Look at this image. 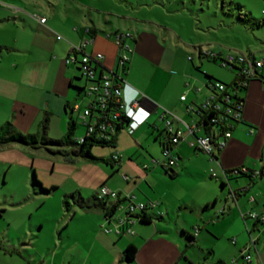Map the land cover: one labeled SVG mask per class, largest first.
<instances>
[{
  "label": "crops",
  "instance_id": "0c3cea01",
  "mask_svg": "<svg viewBox=\"0 0 264 264\" xmlns=\"http://www.w3.org/2000/svg\"><path fill=\"white\" fill-rule=\"evenodd\" d=\"M140 5L153 6L149 3ZM74 7L75 11L82 10L79 6ZM83 17L86 20V16ZM47 22L46 18L45 23L38 24L48 28ZM105 22L108 20L104 19ZM131 23L129 31L111 26L114 34L116 31L131 34L128 42L132 50L124 69L116 65L117 46L111 32L96 24L91 16L78 25L93 33L85 51L103 55L101 61L93 63L97 67L96 74L113 71L125 83L138 89L140 105L150 112L149 118L134 131L125 124L117 134L115 146L92 148V153L107 158V163L91 162L81 156H72V160L67 161L59 153L31 147L45 150L46 155L39 151L44 156L38 158L34 168L40 183L48 190L63 185L66 198L73 193V201L81 198L86 203L83 208L74 203L76 206L65 225L66 231L59 235L52 250L53 256H57L61 248L62 260L54 264H200V259L195 260L188 252L191 246L206 249L209 255L204 259L209 264L218 261L229 264L248 245L251 264H264V222L249 216V212L264 213V65L260 75L247 80L245 88L237 92L243 98L241 120L232 121L231 136L226 144L214 148L210 156L191 145L193 135L186 133L172 146L171 152L177 156L176 164L165 170L161 166V150L167 137L160 117L163 109L177 117L172 121L174 127L185 130V123L197 122L203 114L199 108L211 95L207 84L214 79L225 83L238 81V72L229 68V74L214 73L212 68H206L205 61L217 63L218 59L208 58L200 51L222 54L216 43L213 48L209 46L204 50L200 40H185L171 27L152 19H132ZM82 35L87 36L86 33ZM67 37L64 43L58 41L62 37L57 39V46L51 53L54 65H60L57 79L42 83L38 69L28 73L29 80L25 84L26 69L22 67L20 76L1 80V84L13 86L12 100L22 101L36 111L28 124L24 119L25 116L28 118L27 111L21 110L18 122L12 124L16 130L23 133L25 129L33 128V133H41V121L46 118V135L54 138L65 134L71 118L80 125L78 114L86 107L89 97L85 95L88 101L84 98L78 101L84 91L76 89L80 87L75 81L79 74L77 64L65 62L64 66L62 63L70 46L78 40ZM145 37L149 38L147 43H144ZM235 52L258 57L249 49ZM189 55L191 59H188ZM260 55L264 56V50ZM182 94L184 100L180 99ZM191 106L193 110L189 109ZM205 133L203 128L197 132L199 135ZM25 146L29 147L17 143L0 146V160L31 165L34 161L26 156ZM242 166L250 171L257 170L258 174L250 177L230 173ZM45 172L55 175L47 177ZM100 185L122 195L133 194L136 201L153 203L145 210L151 215L149 222L134 218L129 224L133 234L105 233L100 227L105 217L95 200V191ZM246 185L247 189L240 190ZM115 215H121V212L116 211ZM20 226L16 224L13 228L16 241L10 236L9 224L3 229L6 236H0V264L9 258L14 263L18 258L16 255L21 263L15 264H24V260L34 264L38 252L31 251L29 245L32 243L26 240V229ZM128 245L136 248L131 260L122 256Z\"/></svg>",
  "mask_w": 264,
  "mask_h": 264
},
{
  "label": "rangeland",
  "instance_id": "374dc122",
  "mask_svg": "<svg viewBox=\"0 0 264 264\" xmlns=\"http://www.w3.org/2000/svg\"><path fill=\"white\" fill-rule=\"evenodd\" d=\"M143 3L153 6L140 5ZM74 6H79L82 10L75 11ZM262 9L264 0H0V127L7 122H18V115L23 109L27 111L28 118L25 116L24 121L28 124L36 114L34 107L25 105L22 101L12 100L15 92L13 86L1 82L9 77L20 76L22 67L26 69L25 84L29 80L28 73H35L38 69L42 83L47 84L57 79L60 65H54L51 53L58 41L64 43L68 39L67 36L78 39L73 45L79 44L85 37L82 35L85 33L84 29L80 26L89 16L96 24L111 32L113 37L111 26L129 31L132 29V19H152L171 27L185 40H200L204 50L216 43V48H219L222 54L246 52L249 49L261 57L260 54L264 50ZM40 15L47 18L49 29L38 24L36 16ZM104 19L108 22L104 23ZM132 33L134 34V31ZM160 33L164 34V31ZM57 34L62 37L61 40L56 41ZM148 39L145 37L144 43H147ZM63 60L65 66V58ZM205 64L206 68H212L210 70H214V73L222 71L229 74L231 71L229 67H223L219 60L217 63L205 61ZM13 65L16 67H12ZM78 77L79 74L75 81L81 87L84 80ZM85 95L81 93L78 101L81 102L83 98L88 101L89 96ZM27 130L25 129L23 134L35 132L33 128ZM81 131L84 133L85 128L78 124L73 138H80ZM24 148L28 152L26 156L34 161L31 165L18 161L3 163L0 160V236H6L3 229L8 224L10 236H14V226L21 225V228L26 229V240L32 243L29 248L38 252L34 264H54L55 261L59 263L62 260L59 255L61 248L58 249L57 256H53L52 250L54 244L58 243L59 235L65 233V225L76 205L72 197L66 198L63 185L52 187L50 190L42 185L45 189L42 190L31 181L32 170L36 175L34 168L38 158H43L41 156L46 154L43 149L33 150L30 146ZM39 151L43 154H39ZM44 174L47 177L55 175L49 172ZM38 181L40 182L39 179ZM64 199L68 200L69 209L65 208ZM14 238L16 241L15 236ZM188 249L191 257L200 259V264L204 261V264H209L208 260L204 259L209 255L206 249L203 251L196 246ZM16 257L20 258L19 255ZM18 258L14 263L9 258L3 264H15L17 261L21 263ZM27 263L24 260V264Z\"/></svg>",
  "mask_w": 264,
  "mask_h": 264
},
{
  "label": "built area",
  "instance_id": "2783aa9c",
  "mask_svg": "<svg viewBox=\"0 0 264 264\" xmlns=\"http://www.w3.org/2000/svg\"><path fill=\"white\" fill-rule=\"evenodd\" d=\"M262 14L264 15V9L262 10ZM36 17L40 23H45L46 18L44 16ZM84 32L87 36L82 38L79 44H72L69 53L65 58L66 63H76L81 76L87 79L84 86V93L89 96V102L83 111L78 114V120L85 127L84 134L92 131L95 124V121L92 120L94 117L90 116L92 115L91 109L95 107L96 103H99L100 108H103L104 103L109 97H111L116 104V108L111 114L110 119L106 121V124L101 122L102 127L108 128L110 126V121L125 116L128 119L126 124L129 128L131 121L126 116L123 108L124 101L122 93L125 82L113 71L107 74H101L100 77H98L93 63L101 61L103 55L100 52L89 53L85 51L87 45L92 41V36H90L87 28L84 29ZM114 37L117 46L116 65L124 69L132 50L131 45L128 42L131 34L128 32H118L114 34ZM56 38L60 39L61 37L57 35ZM203 53L212 57L218 56V60L223 67H230L231 65L240 67L237 71L239 77L236 85L237 87L245 85L248 78L255 75V72L260 71V68L264 65V56L255 57L252 54L237 52L218 54L215 51H204ZM187 57L188 59H191L190 55ZM106 81L110 83V86H105ZM207 87L210 90L211 95L199 109L200 112L202 111V115L211 114L207 118L210 128L216 124L223 127V130H221V133L219 134L220 138L214 142L209 132L201 135L197 134L200 128L205 127V124H199L200 118L197 122L192 124L185 123V130L174 127L172 121L177 117L168 110L163 109L160 117L164 123V130L167 134V138L161 150V166L165 170L171 169L172 166L176 164L177 156L172 154V146L183 139L186 133L193 135V141L190 142L191 145H194L198 149L212 156L213 149L222 148L226 144L228 138H230L232 121L241 120L242 101L234 99V91L231 88L229 90L224 83L217 80H211L207 84ZM118 91L121 93L120 95L117 94ZM180 99L184 100L185 96L182 94ZM135 105H140V96L134 101L133 106ZM75 107L77 109V106ZM189 109L193 110L194 108L191 106ZM249 130L250 132L252 131L251 128ZM84 134L80 138H77L78 142L82 140ZM114 158L116 159L117 156L115 155ZM230 173L233 175L244 173L250 177H255L258 174V171H250L247 167L242 166L232 169ZM95 199L97 201H104L107 206L113 207L112 210H108L107 212L102 209L105 221L100 224V227L105 233H114L117 235L124 233L133 234L134 231L129 226L134 219L133 216L146 210L148 206H153V203H149L148 205L147 203L136 201L133 194L125 193L122 195L105 185H100L96 189ZM250 200H252V197H250ZM116 211L121 212V215H115ZM249 216L264 222V213L259 215L256 212H249ZM251 243H254L253 239H251ZM239 256H241V258L234 257L231 259L230 263L251 264L252 260L249 252V245L241 250Z\"/></svg>",
  "mask_w": 264,
  "mask_h": 264
},
{
  "label": "trees",
  "instance_id": "16d2710c",
  "mask_svg": "<svg viewBox=\"0 0 264 264\" xmlns=\"http://www.w3.org/2000/svg\"><path fill=\"white\" fill-rule=\"evenodd\" d=\"M87 29H88L90 36H92L93 33L91 32V30L89 28ZM118 32L120 31H116L115 34ZM200 53H202L203 55L213 60L218 59V56L212 57V56H209L208 54L203 53L202 51H200ZM94 68L96 71L97 67L95 66ZM229 68L234 71H238L240 69V67H237L235 65H231ZM77 69H78L79 77L82 78L84 82H87V79L81 76L78 66H77ZM100 75H101V72L98 74V77H100ZM256 75H260V72L259 71L255 72V75L249 77L248 80ZM214 80L224 83L227 88H231L234 91V95H233L234 99L243 102V98L239 96L237 92L244 89L245 85L237 87L236 86L237 81H234L232 83H225L219 79H214ZM76 89L78 91H84V86L76 87ZM115 108H116V104L113 102L111 97H109L107 101L104 103L103 108H100V104L96 103L95 107L91 109L92 115H90L91 117H94V119L92 120L95 121L93 130L84 134L80 142H78L77 139L73 138V134L78 124L74 118H71L69 120L65 134L58 139H54L46 135V132H45L46 118H44L41 121V133L23 134L20 131L16 130L10 122L3 124L0 127V144L2 145V144H9V143H17V144H22V145H28L34 148L43 147L48 151L61 154L64 157V159L67 161L72 160V156H81L91 162L107 163L109 162L108 159L105 157L94 155L92 153V148L95 146H100V147L115 146L117 134L121 129H123L128 119L125 116H121L117 118L116 120H112L110 121V126L108 128L102 127V124H101V122L106 124V121L110 119V116L114 112ZM209 115L211 114L209 113V114L202 115L200 117L199 124L200 125L205 124V127H203V129L205 130V132H209V134L211 135V137L213 138L215 142L220 138L219 134L221 133V130H223V127L216 124L210 128L209 122L207 121V118ZM80 124L82 123L80 122ZM241 174H244V173H241ZM31 181L34 184H36L38 187H40V189L45 190L43 189L42 184L38 181L33 170H32ZM69 196L74 198L73 193L70 194ZM74 203L80 208L86 207V203H84V201H82L81 198H79L78 200H75ZM63 204L65 205V208L69 209V202L67 199L63 200ZM96 204L97 206L101 207V209H103L105 212L113 209V207L107 206L104 201H97ZM137 218H139L141 222H149L151 215H147L145 210H143L140 213H138ZM135 252H136V248L133 245H128L123 250L122 256L126 260H131L134 257ZM238 258H241V256H238ZM214 264H224V263L221 261H218Z\"/></svg>",
  "mask_w": 264,
  "mask_h": 264
},
{
  "label": "clouds",
  "instance_id": "9594fccd",
  "mask_svg": "<svg viewBox=\"0 0 264 264\" xmlns=\"http://www.w3.org/2000/svg\"><path fill=\"white\" fill-rule=\"evenodd\" d=\"M105 86H110V83L106 81ZM117 94L121 93L118 91ZM122 95L124 112L131 121L129 128L134 131L149 118L150 112L140 105L133 106L134 101L141 96V92L132 85L125 83Z\"/></svg>",
  "mask_w": 264,
  "mask_h": 264
},
{
  "label": "water",
  "instance_id": "95a60500",
  "mask_svg": "<svg viewBox=\"0 0 264 264\" xmlns=\"http://www.w3.org/2000/svg\"><path fill=\"white\" fill-rule=\"evenodd\" d=\"M247 188H248V185H246V186L240 188V190H244V189H247ZM230 190H231V189H230ZM231 191H232V190H231ZM133 217H134V218H137V215H134Z\"/></svg>",
  "mask_w": 264,
  "mask_h": 264
}]
</instances>
